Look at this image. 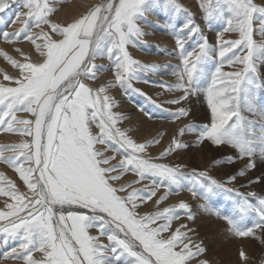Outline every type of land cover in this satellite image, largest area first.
<instances>
[{
	"label": "snow or ice",
	"instance_id": "6c2138e0",
	"mask_svg": "<svg viewBox=\"0 0 264 264\" xmlns=\"http://www.w3.org/2000/svg\"><path fill=\"white\" fill-rule=\"evenodd\" d=\"M7 7L9 3L0 0V11ZM22 7L27 12H19L17 17H27L24 27L0 36L7 42L30 41L40 58L32 61L22 49L16 51L26 62L0 53L19 69L16 76L4 74L7 84L0 82V131L24 138L0 145V163L12 168L28 190L21 193L0 174V183L7 184L0 187V195L13 201H5L0 209V234L5 242H16L5 259H19L23 264H209L196 259L206 249L202 242L192 240L191 228L172 229L179 218L177 209L186 210L188 219H194L188 203L180 201L140 214L139 203L151 200L161 187L166 191L154 201L157 205L185 188L194 198L209 199L218 188L237 196L232 214L217 215L226 222L231 236L254 237L264 244V196L253 203L249 197L255 193L241 194L210 177L204 184L200 178L206 172L185 173L183 165L162 162L174 150L188 147L175 136L153 159L147 149L149 143L159 141L138 143L121 131L117 124L123 117L113 111L116 102L109 95V88L115 85L125 92L131 89L139 79L138 69L156 68L143 65L128 51L129 45L135 46L145 35L140 22L156 8L165 13V24L184 15L186 19L175 26L180 58L176 83L160 84L181 93L168 103L181 104L194 95L206 97L210 122L198 130L197 142L235 149L236 157L225 162L247 158L249 162L239 173L244 176L255 167L253 157L264 159V107L256 103L257 91L264 89L259 72V65L264 64V41L254 39V32L264 37V0H200L206 28L210 30L217 20L225 22L217 34L218 50L209 44L205 27L196 23L180 0H101L65 26L52 23L50 16L56 8L49 0H23ZM43 25L50 32H31L33 26ZM224 33H238L239 38L225 40ZM197 36L195 46L187 48ZM104 55L114 80L94 88L85 80L96 78L102 68L94 61ZM209 61L216 65L210 74L204 70ZM225 64L233 71H223ZM201 81L208 82L206 88L200 87ZM18 112L34 119L18 118ZM173 115L186 117L189 111L181 107ZM194 127L181 128L178 135ZM108 151L113 155H105ZM116 155L121 159L113 164ZM129 171L141 180L149 179L151 189H136L131 184L113 187L110 181H119ZM236 178L229 177V182ZM261 179L264 177L255 182ZM129 188L132 190L127 192ZM246 215L255 217L250 226L242 223ZM92 229L95 235L90 233ZM239 257L247 264L244 251Z\"/></svg>",
	"mask_w": 264,
	"mask_h": 264
},
{
	"label": "rangeland",
	"instance_id": "374dc122",
	"mask_svg": "<svg viewBox=\"0 0 264 264\" xmlns=\"http://www.w3.org/2000/svg\"><path fill=\"white\" fill-rule=\"evenodd\" d=\"M69 1L70 0H49V2L56 8V11L50 16L52 23L65 26L66 22H61L59 15L63 12V8L68 6ZM87 1L88 7L86 6L82 14L88 11L90 7L101 2V0ZM199 2L200 0H192L190 2L188 0L185 3L183 0H180L183 7L188 9L193 15L195 10H199L201 12ZM254 2L260 3V0H254ZM7 3H9V7L0 11V33L7 32L11 34L24 27V21L27 17H17V13L27 12V9L22 7L23 0H17V2L13 5L9 1H7ZM15 19L19 20V24L15 25ZM185 19L186 17L184 15L178 14L172 18L171 23L165 24L163 23L165 20V13L160 8H156L147 15L146 21L140 22L139 26L145 35L141 36L137 40L135 46L129 45L128 51L134 59L140 61L143 65H155L156 68L152 69L151 67H146L144 70L138 69L137 74L139 75V79L133 81L132 88L127 92H125V90L120 88L118 85L109 88V95L112 96L116 102V107L113 111L121 114L123 117L118 122L117 127L138 143H148L153 140H158V143H149V147L147 149V153L153 159L158 157L161 151L169 146L170 141L175 136V138L188 145V147L180 150H174L172 154L165 157L162 162L170 165H183V171L185 173H191L193 170L198 173L206 172L207 176L200 178L201 182L204 184L208 183V178L210 177L211 179L223 184L226 188L238 190L241 194L247 195L249 193H255V196L249 197V199L255 203L256 197L264 196V179L255 182L256 178L264 177V159H261L259 155L253 157L255 167L247 170L244 176H240V171L244 169L245 165L249 162L247 158L235 159L234 162L226 163L225 161H227L230 157H236L237 153L235 149L228 146L217 147L208 141L197 142L198 130L210 122V110L207 107L206 97L203 94L200 96L194 95L189 97L187 100L182 101L181 104L168 103L167 101L177 98L181 95V93L177 91H168L160 84V82H163L164 84L176 83L175 73L180 69V58L177 55L175 44V26L180 25ZM196 20H201V16ZM198 24H202L201 26L205 27L202 20ZM225 26L224 21L217 20L213 22L210 30L205 27V35L208 37L209 44L217 50V34L220 33ZM42 27L39 29L33 26L31 31L33 34L41 31L50 32L47 25H43ZM165 35H167V39L163 40L162 38H164ZM237 38H239L238 33H224L223 35V39L225 40H234ZM254 39L258 43L264 41V37H261L257 32H254ZM198 40L199 37L197 36L189 41L186 47L191 49L195 46ZM17 42L23 43L30 41L21 39L19 41L7 42L2 38V36H0V53L5 52V48L1 47L2 44H13ZM39 42L40 44L43 43V41L37 40V43ZM16 49L22 48L17 47L15 50L10 49V51H6V53L19 62H26L22 56L15 54ZM157 49L161 52L157 53ZM31 51H34V49ZM23 52L29 56L27 51ZM156 54L165 56V59L163 58L165 62L163 61L161 63V58H156L158 60H148L146 58V56ZM170 56H172V58ZM29 57L32 61H36L40 58V56L37 55ZM216 59H219L218 53L216 55ZM94 63L101 66L102 70L97 71L95 79H86L85 82L94 88L101 85L107 86L112 84L114 80V71L109 67L110 61L107 56H97ZM215 66L216 65L213 61H209L206 63L204 70L210 74L214 71ZM223 71L231 72L233 71V68L225 64ZM18 72V68L13 67V65L10 64L3 57V55H0V82L6 84L8 83L3 79L5 73L9 76H16ZM259 72L261 74V79L264 80V64L259 65ZM207 83V81H201L200 87L206 88ZM263 102L264 89H260L257 91L256 103L258 106H261ZM181 107L186 108L189 111V115L186 117L176 118L173 113L177 112V110ZM17 116L22 119H34L30 114L24 112H18ZM151 120H157L168 124L179 122L180 126L174 132L171 130V132L164 134L160 131L157 134L155 133L153 135L151 134V136L149 135L150 137H144V134L142 135L144 131L142 130L145 126H148L147 124L152 122ZM187 126L195 127L192 131H185L182 136L178 135L179 130L181 128H186ZM94 131L97 130L94 129ZM7 134L9 135L10 140L9 138L5 140L4 135L6 137ZM21 138L23 137L19 134L0 131V145H4L5 143H19L22 140ZM96 147L101 150L104 148L103 145H97ZM5 155H10V153H5ZM105 155L111 156L113 155V152L108 151ZM120 159L121 156L116 155V158L112 161V163H118ZM0 174H3V176H6L9 180L13 181L16 188L21 193L28 192L26 186L23 184V181L19 178V175L8 165L0 163ZM231 176H236L237 178L234 181L229 182V177ZM249 181L254 182L249 183ZM110 183L113 187L117 188L121 185L131 184L132 188L145 189L146 191L151 189L149 179L141 180L131 171L124 173L119 181H110ZM0 187H7V184L0 183ZM132 188L127 189V192H130ZM158 191H162L160 194L161 196L164 194L166 189L161 187ZM118 195H126V193H118ZM156 196L152 197L151 200L144 201L143 204L139 203V212L141 215L162 210L164 207L175 206L180 201H184L189 204L194 219H188V213L186 210L177 209L179 218L173 221L172 229L174 230L181 225H187L192 229V232L190 233L192 240L197 243L202 242V246L206 249V252L196 259L207 260L209 264H244V261H242L239 257V252L244 251L248 258L247 264H264V244H262L259 239L254 237L239 238L231 236L227 231L226 222L221 219L219 215H217V213L232 214L238 199L237 196L231 193H225L222 189L218 188L209 199L194 198L185 188L177 194H170L168 198L159 205L154 203V201H156ZM5 201L9 203L13 202L8 196L0 195V209H4ZM147 205L149 206V209H141ZM254 220L255 217L253 215H246L243 218L242 223L246 226H250ZM90 233L95 235V229L90 230ZM105 242L107 241L105 240ZM15 245L16 242L11 239H8L7 242H5V237L3 234H0V264H23V262L19 259L4 258L5 254L9 253L10 249ZM193 264H195V261H193Z\"/></svg>",
	"mask_w": 264,
	"mask_h": 264
},
{
	"label": "bare ground",
	"instance_id": "6f19581e",
	"mask_svg": "<svg viewBox=\"0 0 264 264\" xmlns=\"http://www.w3.org/2000/svg\"><path fill=\"white\" fill-rule=\"evenodd\" d=\"M7 1H9L12 5L14 4V3H16L17 2V0H5V2H7ZM185 3H186V1H188V0H183ZM190 1H192V0H189V2ZM21 3V2H20ZM66 4V3H65ZM86 6L88 7V1L87 0H70L69 2H68V6L67 7H65V8H63V12L59 15V19L61 20V22L63 21V22H66V24L67 23H70V22H72L74 19H76V18H79V16L82 14V12H84V9L86 8ZM19 8V7H18ZM17 8V9H18ZM200 11L199 10H195L194 11V17L197 19H199V17L201 16L200 15ZM25 18V17H24ZM54 18V17H53ZM19 19V18H18ZM18 19H15L14 20V22L16 23L15 25H17V24H19V20ZM162 21V20H161ZM201 22V20H196V23H200ZM65 24V25H66ZM200 25H202V24H200ZM202 27V26H201ZM43 28V27H42ZM39 29H41V28H39ZM206 29V28H205ZM36 31H38V30H36ZM41 31V30H40ZM32 32V31H31ZM35 32V31H34ZM169 35V34H168ZM166 36L167 35H165L164 36V38H162L163 40H166L167 38H166ZM161 39V38H160ZM40 41V40H39ZM42 41V40H41ZM40 43V42H39ZM165 44H167V43H165ZM4 45V46H3ZM170 45V44H169ZM1 47H4L5 48V52L6 51H10V49H12V50H15V48H17V47H21L22 48V50L23 51H27L28 53H29V56H35V55H37V56H39V52L38 51H36V48H35V46L34 45H32L30 42H23V43H13V44H10V43H4V44H2V46ZM33 47V48H32ZM165 48V47H164ZM32 49H34V51H31ZM155 50V49H154ZM172 50V49H171ZM4 51V50H3ZM164 51V50H163ZM156 52L158 53V52H161L159 49H157L156 50ZM31 53V54H30ZM164 53V52H163ZM16 55H18V53H17V51H16V53H15ZM13 55V54H12ZM161 54H156V55H149V56H146V58L148 59V60H155L156 58H161V63L164 61L165 62V56H163V55H161ZM171 55H172V53H171ZM11 56V55H10ZM173 56H175V55H173ZM14 57V56H13ZM171 58H172V56H170ZM169 57V58H170ZM164 58V59H163ZM156 60H158V59H156ZM176 60H178V59H176ZM177 64V63H176ZM178 66V65H177ZM263 73V72H262ZM264 75V74H263ZM263 99V98H262ZM264 103V102H263ZM134 109V108H133ZM245 115H248V113L247 112H245L244 113ZM152 122H150L149 124H147L148 126H145L144 128H143V130L142 131H144V133H142V135L144 134V137H147V136H151V134L153 135V134H157V133H159L160 131L162 132V133H164V134H167V133H169V132H171V130L174 132L175 130H177L178 128H179V126H180V123L179 122H174V124H168V123H163V122H161V121H157V120H155V121H153V120H151ZM141 126V125H140ZM140 128V127H139ZM2 134V133H1ZM3 135V134H2ZM149 136V137H150ZM3 137V136H2ZM4 138H5V140H7L8 138H9V140H10V137H9V135L7 134L6 135V137H5V135H4ZM13 139V138H12ZM21 139H24V138H21ZM6 144V143H5ZM108 153V152H107ZM159 153V152H158ZM135 186V185H134ZM162 193V191H158L157 192V196H156V199L155 200H157V198L160 196V194ZM143 204V203H142ZM141 204V205H142ZM141 209H143V210H145V209H149V206L147 205V206H144L143 208H141Z\"/></svg>",
	"mask_w": 264,
	"mask_h": 264
}]
</instances>
